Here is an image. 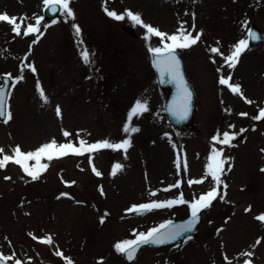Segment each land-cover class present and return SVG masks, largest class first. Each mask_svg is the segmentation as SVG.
<instances>
[{"label":"rangeland","instance_id":"rangeland-1","mask_svg":"<svg viewBox=\"0 0 264 264\" xmlns=\"http://www.w3.org/2000/svg\"><path fill=\"white\" fill-rule=\"evenodd\" d=\"M44 6L43 0H0V14L23 18L18 19L20 35L0 22V78L10 74L11 80V119L0 122V159H15L17 147L34 152L53 141L76 148L83 142L85 149L103 141L128 140L130 146L126 151L54 154L51 160L44 155L39 164L47 168L37 179L7 162L0 168V254L12 257V264H264V222L257 225L256 219L264 215V119H255L264 109L258 97L264 88L259 67L264 0H70L73 17L60 10L51 20L44 17ZM105 9L124 19L115 20ZM127 11L168 36L179 35L178 30L200 36L195 45L176 49L195 97L189 126L175 129L167 122L164 93L150 64L149 49L171 41L149 34ZM28 25L39 31L27 38L23 32ZM122 25L133 27L134 35L123 32ZM252 25L263 39L256 46L248 42L245 69L239 66L241 82H236L225 57L240 40H247ZM107 32L117 42L115 52L122 54L126 70V87L119 95L115 84H105L106 74L92 68L94 56L107 49L102 43ZM90 40L101 48L90 51ZM84 50L90 52L89 63L82 59ZM99 62L98 68H104L106 58ZM228 77L230 84L248 91L222 92L219 81ZM138 101L147 106L146 117L138 112L130 118ZM126 126L138 131L126 132ZM225 132L235 136L229 144L219 142ZM214 152L225 161L219 184L206 175ZM26 164L39 168L36 160ZM117 164L121 168L113 174ZM213 188L217 198L201 212V224L191 239L165 248L144 247L130 263L115 250L119 242L191 214V203ZM181 198L185 203L138 217L130 211ZM49 237L51 244L41 243Z\"/></svg>","mask_w":264,"mask_h":264},{"label":"snow or ice","instance_id":"snow-or-ice-1","mask_svg":"<svg viewBox=\"0 0 264 264\" xmlns=\"http://www.w3.org/2000/svg\"><path fill=\"white\" fill-rule=\"evenodd\" d=\"M43 3L45 6L51 7L53 11L56 10L55 6H59V9L66 14L68 17H73V12L71 8L69 7L70 0H43ZM107 15L113 17L115 20H122L124 19L123 15L117 14L112 11H108ZM126 15L133 20L136 24L142 25L147 29V32L151 35H155L157 37H160L163 41L165 38L171 43H164L163 48L156 47V48H150L149 51L158 59L154 60V64L162 67L163 71H166L167 73L171 74L173 78L177 81L178 87L181 91V102L176 106L175 108V114L178 115L181 119L186 118L187 112H188V101L191 98V93L188 91V88L184 84L183 76L180 71V61L177 59L175 50L176 49H184L188 48L191 45H195L199 40L200 36L197 35L195 37L192 36V34L189 32L185 34L183 30H178L179 35H171L168 36L166 33L160 32L158 29L146 25L143 23L141 17L139 14H133L131 11H127ZM18 19L23 18H16V17H10L8 14H0V22H6L7 24L12 26L13 31L20 35V29H21V23L18 22ZM42 17L37 18L36 24L39 25ZM53 23H56V21H53ZM76 34L79 35L80 29L78 26H74ZM39 29L34 25H28L27 30L23 32L24 35H29L30 33L38 32ZM249 35L253 40L260 39V37L254 33L250 32ZM147 39V37H146ZM248 47V41L247 40H240L239 43L235 46L234 51L231 53L230 56H226L225 60L228 62L230 67H235L236 63L239 60V57L241 53ZM219 50L216 48L212 49V52H218ZM82 59L85 63L90 62V52L89 50H84L81 52ZM35 71V69H32ZM10 78V74H9ZM23 77H20L22 79ZM231 80V77L228 78H221L219 83L222 85L229 86L230 90L233 93H241V87L240 85H232L229 83ZM7 86V80L4 81L3 85H0V118L7 117L4 119V123H7L9 119H11V114L7 112V106H6V94L4 91V88ZM40 96L42 99L46 98L44 96V92L40 91ZM250 102V101H249ZM147 111V106L144 103L137 102L135 107L131 110V115L137 114L138 112H144ZM60 114V109L57 108V115ZM241 115H247L246 113H241ZM255 119H264V109L260 111V114L255 117ZM125 131H131L136 132L138 131L137 128L133 127L129 129L127 126L125 127ZM244 131V130H241ZM65 135H68V133H65ZM234 135H230L229 133L225 132L223 133V139L220 140V143L223 144H229L232 139H234ZM214 140H217L218 137H213ZM130 146V142L128 140H124L121 144H111L108 141H103L97 144L88 145L87 148H84L83 142H81V147L76 148L72 144H62L57 146L55 144V141L49 144H45L41 146L39 149H37L34 152H28L24 153L20 150L19 147H17L14 150V156H3V159H0V168H4L6 166V163L11 161L14 162L17 165H20L23 169V171L31 176L33 179H37L39 172L43 169L47 168L46 164H39L40 158L44 155L47 156V159L51 160L53 158L54 154L58 155H67L69 152H73L76 154H82L83 151H98L102 148H115V149H121L123 148L125 151L127 150V147ZM0 152H3L2 149H0ZM220 152H214V155L210 157L211 163L208 165V171L206 175H211L212 179L216 181L217 184L221 183L220 181V174L223 171V165L225 161L221 160L220 158ZM29 160H36L37 164H39V168H30L27 166L26 162ZM91 162V161H90ZM179 167V164H178ZM121 168V165L117 164L115 168L113 169V174ZM186 170V165H185ZM93 171L97 176L100 175L99 172H96L95 168H93ZM5 179H10L9 177H5ZM202 180H190L189 184H199L202 183ZM174 187H179V184L174 185ZM227 185H225V188ZM154 195V193H153ZM218 192L216 188H213L208 193L201 195L198 200H195L193 203H191L190 207L192 210V219L188 222L187 225L182 226L179 229H173L168 232L160 233V229L165 228V225H160V228H153L149 230L147 233H139L137 235V238L134 240H125L122 242H119L115 244V250L118 253L124 254L128 260H132L135 256V253L137 249L141 245H148V244H164L169 243L172 241L177 240L179 237H181L185 232H192L195 225L197 224L200 216L199 214L212 206L213 201L217 198ZM223 198V197H221ZM175 203H185V201L181 198L179 200H170L166 202H153L148 204H141L139 206H133L130 211H134L137 213L142 214L143 212L151 211L152 209H159V208H166L171 207ZM256 219L258 221L264 222V215L257 216ZM103 223V220L101 221ZM171 224V221L168 222ZM191 239V237H188ZM41 243L45 244H51L52 240L51 238H47L45 240H42ZM257 243H260V241H257ZM59 255V253H58ZM248 255H251V253H248ZM12 259V257H5L3 255H0V264L2 262ZM16 264H20L19 261H16ZM250 264V262H248Z\"/></svg>","mask_w":264,"mask_h":264},{"label":"water","instance_id":"water-1","mask_svg":"<svg viewBox=\"0 0 264 264\" xmlns=\"http://www.w3.org/2000/svg\"><path fill=\"white\" fill-rule=\"evenodd\" d=\"M55 8H56V10L53 11L51 7L46 6L45 11H44L45 17H47V18L54 17L59 12V6L57 5V6H55ZM122 30H124L125 32H127L130 35L134 34L132 28H130L129 26H122ZM250 32L256 33L260 37V39L253 40L251 38V36L249 35ZM27 36H29V35H27ZM248 40L252 46L257 45L262 40L260 32L256 26L250 27V29L248 31ZM175 54H176L177 59L180 61V71H181L182 76H183L184 84L188 88V91L191 93V98L188 101L187 116L184 119H181L178 115L175 114V111H174L176 106L181 102V91L178 87L177 81L173 78V76L171 74L167 73L166 71H163L162 67H159V66L154 64V60H157L158 58L155 57L153 54H151V65H152V68L154 71L155 80H156L158 88L161 91L168 90V94L165 96L164 104H163V109H164V114H165L166 120L169 122V124L173 128L179 129V128L188 126L192 122L193 115L195 112V99H194L193 90H192V88H191V86H190V84H189V82L185 76L181 59L179 58V56L176 52H175ZM5 80H7V86L4 88V91H5V94L7 97V93H8L9 86H10V79L8 76H2L1 77V83H2L1 85L4 84ZM6 103H7V99H6ZM141 115L146 116V114L143 112H141ZM5 118L6 117L0 118V122H4ZM145 213L146 212H143L142 214H140V213L132 211L133 216H140V215H143ZM199 216H200V218H199V220H198L197 224L195 225L192 232H185L177 240L169 242V243L141 245L137 249L134 258L131 261L128 260L124 254H123V257L126 259L127 262H132L135 259L136 255L138 254V252L140 251V249L144 246L164 247V246L174 244V243L178 242L179 240H181L182 238L189 237L199 227L200 220H201V214H199ZM191 219H192V214H190L189 216H187L181 220L171 221V224L167 223V224H165V226H166L165 228L160 229V233L168 232V231H171L173 229H179L182 226L187 225ZM157 228L159 229L160 226ZM2 264H10V263L7 261H4V262H2Z\"/></svg>","mask_w":264,"mask_h":264},{"label":"bare ground","instance_id":"bare-ground-1","mask_svg":"<svg viewBox=\"0 0 264 264\" xmlns=\"http://www.w3.org/2000/svg\"><path fill=\"white\" fill-rule=\"evenodd\" d=\"M91 4L93 2H90ZM187 3V2H186ZM92 6H94L92 4ZM34 10H32L33 12ZM108 32H107V36H105L103 38L102 43H104V45H106L105 47H107V49L104 51L103 48H101L100 43H96V44H91V40L88 41L87 43V48L92 51L95 48H101L102 50H100L93 58L92 60V68L96 71H99L101 73L106 74L104 78L105 84L108 85L110 83L115 84V92L116 95H119V93H121V91L123 90V87H126L125 82H126V70L124 69V62L122 59V54L121 53H116L115 50H118V47L116 46L117 42L115 40H113L112 38H110L108 36ZM109 44V45H108ZM246 50H244L240 57L238 62L236 63L235 67H230L228 62L225 61L228 65L229 68H233L234 69V74L237 78L236 82H241V79H238V77L241 78L240 74L241 72L238 73V69L239 66L240 68H244L245 69V64L243 61V57L245 56V54H243ZM103 60V58H106V64L103 65L104 68H98V64L100 65L101 63L99 62V59ZM250 61V60H249ZM224 62V63H225ZM248 62V61H247ZM250 63L252 62H248V65H250ZM111 64V65H110ZM241 64V65H240ZM247 67V65H246ZM260 71L261 73L264 75V55H262V62L260 64ZM223 69V65L221 70ZM226 70V69H225ZM247 70V69H246ZM222 72V71H220ZM261 74V75H262ZM255 77L257 75V72H255ZM259 75V74H258ZM223 87L222 92H225L226 94H230L232 91L230 90L229 86L227 85H221ZM262 88V87H261ZM248 88L246 87H241V92H246ZM250 94H254L251 93V91H249ZM258 97L261 101H264V88L260 89L258 91ZM260 222L257 220V225H259Z\"/></svg>","mask_w":264,"mask_h":264}]
</instances>
